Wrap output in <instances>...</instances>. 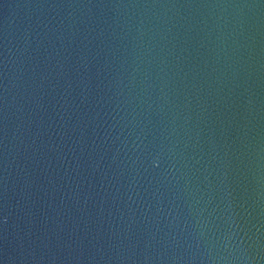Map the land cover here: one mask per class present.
Segmentation results:
<instances>
[{"label": "water", "instance_id": "obj_1", "mask_svg": "<svg viewBox=\"0 0 264 264\" xmlns=\"http://www.w3.org/2000/svg\"><path fill=\"white\" fill-rule=\"evenodd\" d=\"M0 264H264V0H0Z\"/></svg>", "mask_w": 264, "mask_h": 264}]
</instances>
